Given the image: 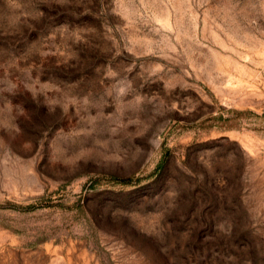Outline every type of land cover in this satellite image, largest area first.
<instances>
[{"label": "rangeland", "instance_id": "rangeland-1", "mask_svg": "<svg viewBox=\"0 0 264 264\" xmlns=\"http://www.w3.org/2000/svg\"><path fill=\"white\" fill-rule=\"evenodd\" d=\"M264 0H0V264H264Z\"/></svg>", "mask_w": 264, "mask_h": 264}, {"label": "built area", "instance_id": "built-area-1", "mask_svg": "<svg viewBox=\"0 0 264 264\" xmlns=\"http://www.w3.org/2000/svg\"><path fill=\"white\" fill-rule=\"evenodd\" d=\"M263 75H264V70H263Z\"/></svg>", "mask_w": 264, "mask_h": 264}]
</instances>
